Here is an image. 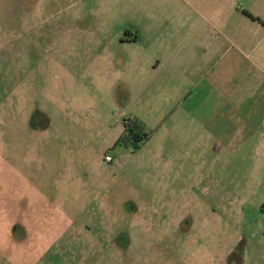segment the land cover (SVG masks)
Instances as JSON below:
<instances>
[{
  "label": "rangeland",
  "instance_id": "374dc122",
  "mask_svg": "<svg viewBox=\"0 0 264 264\" xmlns=\"http://www.w3.org/2000/svg\"><path fill=\"white\" fill-rule=\"evenodd\" d=\"M127 1L0 0V264H264V0Z\"/></svg>",
  "mask_w": 264,
  "mask_h": 264
},
{
  "label": "trees",
  "instance_id": "16d2710c",
  "mask_svg": "<svg viewBox=\"0 0 264 264\" xmlns=\"http://www.w3.org/2000/svg\"><path fill=\"white\" fill-rule=\"evenodd\" d=\"M150 137V133H147L144 126L136 119H127L124 124V130L121 135V141L125 145H131L134 150L138 149ZM264 209V206H262Z\"/></svg>",
  "mask_w": 264,
  "mask_h": 264
},
{
  "label": "crops",
  "instance_id": "0c3cea01",
  "mask_svg": "<svg viewBox=\"0 0 264 264\" xmlns=\"http://www.w3.org/2000/svg\"><path fill=\"white\" fill-rule=\"evenodd\" d=\"M111 2L112 5H115V4H121L120 0H109ZM141 0H128L127 3H131V2H135V4L137 3V5L141 6L142 3L140 2ZM172 1V0H171ZM170 0H168L167 2H171ZM147 3L145 2V4L143 5H146ZM156 4L158 6L159 4V0L156 1ZM126 40V39H125ZM137 41V38L134 36V38L132 37V34L130 35V38L127 40L128 43H136ZM126 41H121V43H125Z\"/></svg>",
  "mask_w": 264,
  "mask_h": 264
}]
</instances>
